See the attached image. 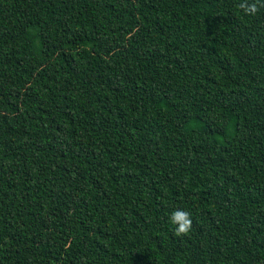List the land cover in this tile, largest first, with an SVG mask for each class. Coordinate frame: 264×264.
I'll list each match as a JSON object with an SVG mask.
<instances>
[{"label": "trees", "instance_id": "trees-1", "mask_svg": "<svg viewBox=\"0 0 264 264\" xmlns=\"http://www.w3.org/2000/svg\"><path fill=\"white\" fill-rule=\"evenodd\" d=\"M0 264H264V0H0Z\"/></svg>", "mask_w": 264, "mask_h": 264}, {"label": "clouds", "instance_id": "clouds-1", "mask_svg": "<svg viewBox=\"0 0 264 264\" xmlns=\"http://www.w3.org/2000/svg\"><path fill=\"white\" fill-rule=\"evenodd\" d=\"M240 7L244 10L245 14L248 15H254L258 11L256 3L251 5L243 3ZM169 222L174 226L175 235L178 237L187 235L193 226L191 213L181 209H177L170 214Z\"/></svg>", "mask_w": 264, "mask_h": 264}]
</instances>
